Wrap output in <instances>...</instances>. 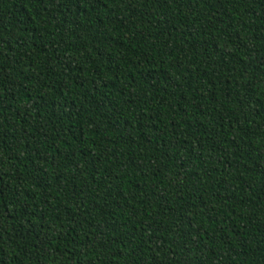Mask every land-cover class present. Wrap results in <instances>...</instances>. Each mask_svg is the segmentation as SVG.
I'll list each match as a JSON object with an SVG mask.
<instances>
[{
  "label": "trees",
  "instance_id": "obj_1",
  "mask_svg": "<svg viewBox=\"0 0 264 264\" xmlns=\"http://www.w3.org/2000/svg\"><path fill=\"white\" fill-rule=\"evenodd\" d=\"M0 264H264V0H0Z\"/></svg>",
  "mask_w": 264,
  "mask_h": 264
}]
</instances>
